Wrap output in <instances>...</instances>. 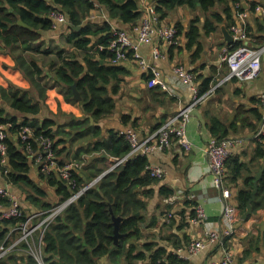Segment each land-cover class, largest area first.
Here are the masks:
<instances>
[{"label": "trees", "instance_id": "obj_1", "mask_svg": "<svg viewBox=\"0 0 264 264\" xmlns=\"http://www.w3.org/2000/svg\"><path fill=\"white\" fill-rule=\"evenodd\" d=\"M140 1L0 0V51H8L11 54L15 67L31 86L27 91L17 87L4 89L0 86V95L8 108L24 115V118L18 121L16 116L9 115L0 104V125L7 126L5 128L7 137L4 141L7 149L5 163H2L0 158V175L7 185L20 189L23 201L16 216L0 217V264H98L102 257L107 258V264H138V261H147L145 264H187L179 255L167 252L163 246L155 249V245L149 242L138 243L145 236L143 226L150 229L157 224L155 217L146 216V211L148 199L153 196L152 186L157 185L160 180L147 172L146 155H135L114 167L94 185L83 190L61 212L45 220L52 209L64 203L87 182L103 173L107 169L108 157L122 159L130 150L121 131L110 129L104 139L93 141L91 146H79L74 154V158L79 159L82 154L104 153V156L95 158L90 176H85L82 170L72 168L69 171V178L66 179L58 171L67 164L63 162L65 159L62 157H67L66 151L69 148L66 144L71 135L73 138L88 133L93 136L99 135L97 123L113 112L115 101L111 94L118 91L121 81L128 74L123 62H132V51H128L127 60L120 63L112 62L114 55L108 45L113 38L114 30H111L108 23L94 29L96 25L87 21L90 11L95 10L98 4L107 11L109 19H118L132 27L142 16L139 9ZM244 2L247 0L150 1L155 4L154 10L158 13L159 20L164 19L170 11L178 7L199 9L206 13L216 5H224L220 9L221 12H213L206 17L203 27L206 35L218 31V25L223 21L229 26L236 24L237 14L245 12L242 6ZM52 10L62 12L68 23L79 26V29L75 30L68 23L64 25V29L67 30L66 41L71 44L72 54L63 57L62 63L54 69L56 82L65 87L68 99L72 96L68 86L73 83L81 96L79 103L84 116L72 117L66 131H63V128L54 129L55 122L51 118L38 119L44 108L47 89V84L41 82L44 72L39 60L33 57L25 58L13 52L17 45L28 47L41 37L42 32L54 29L52 19L49 17ZM250 11H255V4L251 5ZM18 19L30 26V29L19 25ZM196 23L197 21L193 20L185 32L187 48L200 44L199 27ZM174 27L178 35L182 33L179 23ZM246 28L248 38L245 42L252 48H259L264 44V36L257 37L254 34L255 43L251 42L249 26ZM245 42H236L232 46L229 45L228 49L233 50ZM99 46L103 48L100 49ZM167 47L169 55L177 48L176 44ZM74 50H84L85 55L78 59ZM62 52L63 50H60L58 54ZM143 78L144 81L148 80L149 74L143 73ZM210 86V80L204 79L198 85L199 95L209 90ZM148 88L151 95L167 94L158 87ZM252 112L256 123L260 125L262 120L260 110L257 108ZM89 116L93 119L92 125H89ZM168 116L169 113L160 119L154 126V131ZM121 121L124 125L129 124L130 115H122ZM134 123L132 121L130 126L133 129ZM26 126L31 130V139L23 142L19 139L18 133ZM257 127V125L252 127L254 133ZM208 128L211 135L218 140L225 139L230 133L215 117H211ZM43 140L52 143L55 155L56 167L49 171H44L42 165L33 161V156L40 149ZM254 140L257 154L255 159L264 160L263 144L256 138ZM26 147H29L27 152ZM33 167L36 170V179L31 176ZM243 167L244 163L239 164L236 155L229 156L225 163V172L230 174L231 182L239 178ZM246 182V187L241 188L236 194L239 215L244 212L250 198L253 176L248 175ZM183 191L184 196L189 194V190ZM53 193L56 196L54 201ZM174 193L171 188L161 185L158 196L160 199H168ZM11 203L8 197H0V212L9 209ZM183 203L191 209L190 218H194V202L184 198ZM252 208L253 214L264 208V169L258 181ZM112 216L121 217L117 243H114ZM22 225L26 230H32L25 238H22ZM178 246H181V243H173V248ZM256 248L257 246L254 249ZM245 258L246 255L243 256V259Z\"/></svg>", "mask_w": 264, "mask_h": 264}, {"label": "crops", "instance_id": "obj_2", "mask_svg": "<svg viewBox=\"0 0 264 264\" xmlns=\"http://www.w3.org/2000/svg\"><path fill=\"white\" fill-rule=\"evenodd\" d=\"M252 4H255V9L258 6L259 10L257 9L256 12L250 11ZM147 5H149L148 0L139 2V9L142 12L141 18L144 16V9ZM223 6L216 5L206 13L188 7H178L170 11L161 22L171 26L179 23L182 27V33L178 35L177 39V48L170 55L166 45L160 47L162 56L159 59L152 57L151 45L143 44L139 46L141 55L150 65L155 66L162 72L163 80L167 84H171L175 78L173 68L176 65L182 66L195 76L194 84L197 88L204 79H209L211 84L209 90L212 91L209 96L193 110L185 127L186 135L192 143L191 150L185 151L175 140H172L164 149H156L146 155L148 167L163 169L165 175L163 180L152 186L153 196L148 199L147 203L146 216L148 218L155 217L157 224L150 229H145L143 226L145 236L138 243L149 242L155 245V249L163 246L167 252L179 255L187 264H208L214 257H219L222 254L223 246L207 245L204 249L189 253L185 245L195 239L202 238L204 231L207 229L226 230L227 225H224L220 217L224 205H237V192L246 187L248 175L254 176L264 163V160L255 159L257 154L254 135L260 125L256 123L257 121L252 112L257 108L260 110L259 98L264 95V52L261 56V70L256 79L245 82L236 79H225L228 68L222 57L228 44L223 38L220 26L224 25L228 31L230 26L223 21L218 25V31L209 35H206L203 28L206 17L210 13L221 12L220 9ZM242 6L245 10L243 13L245 14L246 26H249L252 35L250 40L255 43L253 34L257 37L264 36V0H247ZM95 8V10L90 11L87 18V21L96 25L94 29L108 23L111 30L119 28L126 31L131 37L135 36L132 27L129 25L118 19H109L104 7L97 4ZM193 20L197 21L196 24L199 27L200 37L198 41L200 44H194L187 48L184 35ZM66 35L67 30L62 25L42 32L41 37L28 47L17 45L13 48L14 53H19L25 58L33 57L39 60L38 62L44 72L41 82L47 84V89L44 108L39 113L38 119L51 118L55 122L53 128L59 130L63 128V131L69 129L68 123L72 117L82 118L84 116L79 101L73 99L72 92L71 98L68 99L65 87L57 83L54 77V69L62 63L63 57L72 54L71 44L66 41ZM244 44L250 45L248 42ZM60 50H63V52L58 54ZM74 53L78 59H82L85 55L84 50H74ZM123 64L128 74L121 81L118 91L111 94L115 101L113 112L97 123L100 129L99 135L93 136L88 133L77 138H73L74 136L71 135L66 144L69 149L66 151L67 157H62L65 159L63 162L67 164L76 163L78 166L75 169L82 170L85 176H90L91 165L95 162V158L104 156V153L91 152V154H82L79 159H75L74 154L79 146H91L93 141L104 139L106 132L110 129L119 131L132 129L139 139H145L152 134L155 129L154 126L159 123L165 114L169 113L166 120L170 119L193 97L191 88L181 83L174 86L173 93L169 94L158 86L161 91L167 94L161 96L151 95L147 87L148 80L144 81L143 73L136 64L134 62H123ZM0 86L4 89L10 87H17L26 91L31 89L29 81L15 67V61L8 51H0ZM0 104L9 115L16 116L18 121L24 118V115L8 108L1 95ZM124 114L131 117V122L127 125H124L121 121V116ZM25 117L30 118L29 116ZM211 117L217 118L229 130L230 133L225 139H240L238 140L239 145L231 152V155L237 156L239 164L244 163L241 175L235 182L230 181V174L227 171L225 172L224 167L220 188L213 186L211 182L212 175L207 166L206 146L209 140L214 138L208 128ZM90 118L92 119V117L89 116V125H92L93 119L90 120ZM132 121L135 122L134 129L130 127ZM254 125L258 126L255 133L252 129ZM62 158L60 157V159ZM116 163L117 158L108 157L107 169L103 173L106 174L117 167ZM31 176L34 179L37 177L34 167ZM0 185L7 189L11 200H17L20 205L21 202L23 203L20 189L7 185L1 175ZM161 185L171 188L175 192L174 195L183 190H189L197 194L199 196L197 202L202 205L205 216L195 223L192 222V218L189 216L191 209L185 206L184 200L179 198L174 201V195L171 196V202L159 198L158 191ZM85 187L89 186L83 188ZM223 189L230 191L229 199H223L221 195ZM54 200H56V196L53 193L52 201ZM167 213L172 215L171 220L167 219ZM113 217L115 219L119 217L116 233L113 221L114 243H117L120 236L118 226L121 217L112 216V220ZM173 243H181V246L173 248ZM225 245L234 255V264L245 262H249L248 264H264V208L252 214L247 220H241L239 215V219L235 223L234 234L225 240ZM256 246L257 248L254 249ZM245 255L246 258L243 259ZM146 262L138 261L137 263L145 264ZM98 264H107V258H100Z\"/></svg>", "mask_w": 264, "mask_h": 264}, {"label": "built area", "instance_id": "obj_3", "mask_svg": "<svg viewBox=\"0 0 264 264\" xmlns=\"http://www.w3.org/2000/svg\"><path fill=\"white\" fill-rule=\"evenodd\" d=\"M144 9V16L141 20L132 26V30L135 33L134 37H131L127 32L123 30H114L113 38L111 39L108 48L113 52V63H120L127 60L128 51H132L131 61L136 64L138 69L142 73L149 74L148 87H160L167 93H173L174 86L177 83L187 85L191 88L193 93V98L184 105L179 111L175 113L173 117L166 120L158 129H156L150 136L145 139H139L132 129H125L121 131L124 135L125 140L129 144L128 154L117 160V165L124 163L128 158L135 155H148L153 150H162L167 146L170 141L175 140L180 147L185 151H190L192 148V143L186 135L185 127L191 118L193 110L208 96L212 90H207V92L200 96L198 89L195 86V76L186 71L182 66L176 65L173 68L175 78L171 84H167L163 80L162 72L155 66L150 65L146 59L141 55L139 51V46L146 44L151 45V54L154 59H159L162 56L160 47L162 45L177 44L178 33L174 26L167 25L157 18L158 13L154 12L155 4L150 3ZM50 17L52 19V28H57L66 23L65 15L57 10H52L50 12ZM229 32L232 36V42L229 45H233L236 42H245L248 38V29L246 28L245 14L240 13L238 15V21L234 25H230ZM228 45V47H229ZM241 43L233 50H229L228 47L223 51V60L229 62V74L227 76L230 78H238L243 81H250L256 79L261 70V54L264 52V44L259 48H249ZM102 49V46H99ZM260 111L262 112L261 119L264 120V95L259 98ZM6 125H0V158L1 162H5L6 154V144L5 139L7 134L5 133ZM31 130L26 126L19 133L18 137L21 141H29ZM254 138L259 140L264 144V123L259 126V129L254 135ZM238 138L232 139H215L209 140L206 150H207V166L210 174L212 175L213 186L220 188L222 177L224 174V167L226 160L231 155V152L239 145ZM26 152L29 147H26ZM30 152V151H29ZM33 161L36 164L42 165L44 171H49L56 167L55 155L52 150V143L47 140H43L40 143V149L33 156ZM76 163L66 164L58 169L59 173L66 179L69 178V171L72 168L77 167ZM147 172L159 179L164 178L165 172L160 168H149L146 167ZM88 187L83 188L72 197H70L66 202L52 209L49 213L48 218H51L55 214L62 211L65 206L72 202L79 194ZM222 197L224 199L230 198V193L228 189L222 191ZM0 197H8L9 194L6 188L0 185ZM197 194L189 192V194L184 196V191H179L177 195L173 196V200H178L179 198L183 200L187 198L189 200L197 201ZM10 199V198H9ZM11 206L7 210L0 212L1 218H10L16 216L19 213L20 203L17 200H11ZM195 217L192 218L195 222L204 216V210L200 203L194 206ZM238 208L231 204H225L221 213V219L224 225H227L225 230L224 239L230 237L234 234L235 229H232L236 220V214L238 213ZM170 216V215H169ZM46 218V219H48ZM45 219V220H46ZM44 222V221H43ZM32 230H26L24 225H22V238H25ZM208 234H205L202 238L195 239L189 243L185 248L189 253H195L201 249H204L207 245L222 246L218 245L219 237L217 235V230L207 229ZM208 264H234V255L230 249L223 248L222 254L219 257H214Z\"/></svg>", "mask_w": 264, "mask_h": 264}, {"label": "water", "instance_id": "obj_4", "mask_svg": "<svg viewBox=\"0 0 264 264\" xmlns=\"http://www.w3.org/2000/svg\"><path fill=\"white\" fill-rule=\"evenodd\" d=\"M17 23L19 25L25 27V28L30 29V26H28L25 23H23L22 20H20V19H18ZM68 25L71 26L72 29H75V30L79 29V26H73L70 23H68ZM220 29L222 31L224 40L229 45L232 42V36H231L230 32L225 28L224 25H221ZM68 88L72 92L73 99L76 100V101H80L81 100V96H80L78 90L76 89L75 83H73L72 85L68 86ZM90 120H92V119L90 118ZM263 169H264V163L262 164L261 169L256 174H254V176H253L252 190L250 192V198H249V200H248V202L246 204V208H245L244 212H242L241 215H240V219L241 220H247L253 214L252 202L255 199V196H256V193H257V190H258V181H259V179H260V177L262 175ZM104 174L105 173H103L102 175H99V177L95 180V182L99 178H101ZM113 221H114L115 233H116L119 217H116V219H115V217H113ZM114 239H115V237H114ZM244 264H247V263H244Z\"/></svg>", "mask_w": 264, "mask_h": 264}, {"label": "bare ground", "instance_id": "obj_5", "mask_svg": "<svg viewBox=\"0 0 264 264\" xmlns=\"http://www.w3.org/2000/svg\"><path fill=\"white\" fill-rule=\"evenodd\" d=\"M258 9V7L255 9V12H256V10ZM259 10V9H258ZM154 12H155V10H154ZM264 12V11H263ZM49 17H50V14H49ZM157 18H158V16H157ZM50 19H51V17H50ZM68 22H67V20H66V23L64 24V25H66ZM118 30V29H117ZM244 46H248V45H244ZM249 48H252L250 45L248 46ZM253 49V48H252ZM263 53V52H262ZM261 56H262V54H261ZM224 63V62H223ZM224 64H226V66H227V68H228V73L225 75V79H227V80H231V79H236V80H238V81H240V82H245V81H243L242 79H238V78H230V79H228L227 78V76H228V74H229V62L228 61H225V63ZM196 86V85H195ZM198 89V88H197ZM207 92V91H206ZM205 92V93H206ZM205 93H203V94H201L200 96H202V95H204ZM193 98V97H192ZM264 123V120L262 119L261 120V124H260V126L262 125ZM230 192V191H229ZM221 195H223V194H221ZM239 219V213H237L236 214V220H235V223L237 222V220ZM192 222H194L195 223V221L192 219ZM232 229H235V224H234V226L232 225ZM205 232V234H208L209 233V231H204ZM217 233V235H218V237H219V244L218 245H222V244H225V240H224V235H226L225 234V231H217L216 232Z\"/></svg>", "mask_w": 264, "mask_h": 264}, {"label": "clouds", "instance_id": "obj_6", "mask_svg": "<svg viewBox=\"0 0 264 264\" xmlns=\"http://www.w3.org/2000/svg\"><path fill=\"white\" fill-rule=\"evenodd\" d=\"M246 24H247V23H246ZM247 29H248V28H247ZM163 179H164V178H163ZM163 179H162V180H163ZM223 190H224V189H223ZM223 190H222V191H223ZM189 192H190V191H189ZM221 194H222V192H221ZM223 199H224V198H223ZM183 200H184V199H183ZM174 201H175V200H174ZM192 201H193V200H192ZM167 202H171V197H169V198L167 199ZM193 202H194V205H193V211H194V206H195V204H196L197 201H193ZM197 203H198V202H197ZM238 211H239V210H238ZM239 213H240V212H239ZM167 215H168V216H167V219H168V220H171V219H172V215H170L169 213H167ZM169 215H170V216H169ZM204 216H205V212H204ZM204 216H203V217H204ZM203 217H202V218H203ZM202 218H201V219H202ZM211 230H212V229H211ZM204 236H205V232H204ZM227 238H228V237H226V239H227ZM193 241H194V240H193ZM191 242H192V241H191ZM191 242H189V243H191ZM189 243H187V244L185 245V247H186ZM222 246H223L224 248L229 249L228 247L224 246V244H222Z\"/></svg>", "mask_w": 264, "mask_h": 264}, {"label": "rangeland", "instance_id": "obj_7", "mask_svg": "<svg viewBox=\"0 0 264 264\" xmlns=\"http://www.w3.org/2000/svg\"><path fill=\"white\" fill-rule=\"evenodd\" d=\"M94 183H95V180L92 179L91 181L87 182V183L85 184V186H92V185H94ZM46 218H48V216H47ZM46 218H45V219H46ZM48 219H49V218H48ZM46 220H47V219H46ZM33 253H34V254H37L36 251H33Z\"/></svg>", "mask_w": 264, "mask_h": 264}]
</instances>
